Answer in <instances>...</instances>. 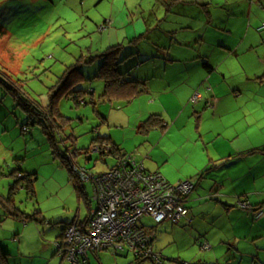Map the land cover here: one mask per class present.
Masks as SVG:
<instances>
[{
    "label": "rangeland",
    "instance_id": "rangeland-1",
    "mask_svg": "<svg viewBox=\"0 0 264 264\" xmlns=\"http://www.w3.org/2000/svg\"><path fill=\"white\" fill-rule=\"evenodd\" d=\"M171 1L0 0V27L4 31L0 36V244L10 250V259L16 256L20 264H70L55 253L57 236L64 222L74 217L84 220L96 204L91 187L85 184L83 189L78 181L71 179L62 156L65 158L66 154L65 160L71 162V168L81 166L91 173L107 170L114 160L107 157L103 163L100 156L93 153L95 143L92 141L96 137H108L122 154L143 163L149 171L156 169V162L159 171L151 172H158L171 185L194 177L203 165L218 160L227 152H216L213 146L217 147L219 142L213 139L217 134L226 137L237 124L240 127V122L234 123L237 117L247 115L248 125H252L250 131L254 134L250 135V141L242 136L226 146L235 151L264 144V133H255L264 127L261 111L254 112L249 107L247 112L230 111L228 115L223 112L220 117L218 113L211 117L208 75L201 78L202 71L190 64L168 65L163 73L165 63L156 60L159 54H154L160 49L155 42L160 36L156 26L170 31L174 17L171 14L166 17L165 8ZM182 1L177 4L179 9L173 6L175 12L186 5L191 10L195 7L194 12L199 9L205 12L208 8L213 14L220 12L215 9L216 0L208 6L206 0H199L196 6L193 0L190 4ZM260 1L264 7V0ZM185 35L191 39L184 29L175 36L179 42ZM167 42H171V48H167L169 56L176 52L179 55L181 50L173 47V39ZM118 44L123 49H136L141 53L137 60L140 68L134 67L132 75L144 80L147 76L164 74V82L155 84V93H140L129 101L101 97L103 82L95 77L92 68L98 61L86 66L84 63L107 47ZM169 59L173 61L162 58L169 64L175 61V58ZM78 68L89 77L78 81V85H70L67 81L64 88L60 87L67 71ZM187 71L190 72L188 80L186 73L178 74ZM70 79L76 80L75 77ZM69 88L86 92L85 103L76 105L68 99L66 91ZM50 95H53V103L49 101ZM202 98L207 107L211 106L209 114L201 118L194 112ZM54 107L61 119L57 118ZM39 108L42 111L39 121L46 127L48 124L49 131L54 134L50 141L32 114ZM51 109L52 115L45 113ZM150 115L161 120L159 125L145 123ZM232 162L233 159L227 164ZM249 172L253 176L264 173V155L236 160L228 174L213 175L218 180L223 177V190L227 195L225 207L251 210L246 201L245 206L238 205V200L243 201L241 197L250 188L242 185V181H247L244 175ZM233 177H236L235 185L226 180ZM256 177L251 190L254 198L262 190L258 189L260 181ZM214 201L212 203H216ZM212 203L201 201L191 206L194 215L208 214L211 206L208 219L220 214L214 229L199 233L206 226L198 220L187 226L167 220L154 225L156 237L152 249L159 256V262L147 259L140 264H264V225L252 229L251 236L261 235V240L250 237L229 240L234 237L233 228H230L234 216L227 218L224 207L219 204L220 209L216 211ZM34 211L39 212L42 222L26 221L24 224L10 214L29 216ZM251 212L256 217L261 214L259 208ZM143 221L152 225L146 217ZM234 233L246 234L240 224ZM205 243L210 249L203 251L200 246ZM88 264H136V260L132 252L122 251L115 255L100 251L88 254Z\"/></svg>",
    "mask_w": 264,
    "mask_h": 264
},
{
    "label": "crops",
    "instance_id": "crops-1",
    "mask_svg": "<svg viewBox=\"0 0 264 264\" xmlns=\"http://www.w3.org/2000/svg\"><path fill=\"white\" fill-rule=\"evenodd\" d=\"M182 2L184 1L172 0L169 3V7L165 8V16L167 17L171 14L174 17L173 22H171L173 24L169 29L170 31H166L163 27L161 28V25L160 27L159 25L156 26V28L160 31V36H158L155 39L156 41H154L158 43L160 49H158L154 54H159V57L156 60L165 63L163 64V73L166 72L168 65L183 64L185 66L190 64L192 67H196L202 71L201 73L203 75L201 74V78L208 75L206 83H210L208 87V98L210 97V103L212 102L211 117L217 116V113L220 117L223 112H225V115H228L230 111L236 112L238 110H243L244 112H247L249 111L247 108L250 107L254 110V112L261 111L259 113L261 114V117L264 118V45H262L264 33L258 32L257 30L260 24L264 22V7L261 5V1L223 0V3H220L219 0H216V4H214L215 9L220 11L217 15L216 13L213 14L210 12V8H208L209 11L208 9H205V12H203L199 9V11L194 12L195 7L191 10L187 5L183 9L178 10V12H175V10H173V6H177L179 9L177 4ZM197 2H199V0H193L195 6ZM213 2L214 1L212 0H206L205 5L208 6V4ZM190 3L191 0H187L186 4ZM256 5L258 7H256ZM200 6H203V4ZM252 8H254V10ZM152 15H154V19H156V15ZM165 16L163 19H165ZM177 27L178 29H176ZM183 29L186 30L187 35L190 34L191 39L185 35L183 39L178 42V38L175 35ZM162 39L164 40L162 41ZM172 39L175 42L173 47L178 46L181 51H179V55L176 52L174 56L170 57L167 48H171V42L167 41ZM127 50H122L121 55L125 56V60L118 65L119 71L125 75L131 74L130 77L135 79L137 82L143 83V91L141 93L146 95L155 93V84L157 81L159 83L164 82V74L163 76L157 77H153V75L147 76V79L144 80L139 79L138 76L132 75L131 71L134 67L137 69L140 68L137 67V63L141 53L136 49ZM163 57L170 62H172L173 59L169 58H175V61L169 64L168 62L162 60ZM200 59L205 60L200 63V61H198ZM204 64H206L207 67H204ZM206 69H209V71H205ZM183 73L187 74L186 79L188 80L190 72L187 71L178 74L181 75ZM184 82L187 83L186 80ZM198 103L197 109L194 113L200 114L201 118L203 115L207 116L211 105L208 104L207 107L203 98L200 101L198 100ZM248 121L247 115L235 118L234 123L237 124L240 122V127L237 124L235 128H232L226 137L221 138V135L217 134L215 139H213L215 142H219L217 147L213 146V149L216 152H227L222 153L218 160L208 162V164L203 165L201 169L197 171L198 174L202 170L208 169L206 176H204L203 179H200L195 188L186 196L185 205L189 209V216L188 219L186 218L187 220L180 222L181 224L178 223L180 226L191 225L195 220H198L206 226V229L200 231L199 233L205 234L208 229H214L217 226L216 221L218 220L220 214H217L214 218L211 217V219H208L210 217V206L208 207V214L199 213V215H194L191 204L195 203L197 205L201 201H204V203H212V201L215 200L214 202L216 203L212 204L213 207L216 208V211H218L220 209V205H222L225 209L224 212L226 213L227 218L234 216L230 224V228H233L231 234L234 237L229 240L237 241L248 237L259 240L263 239L261 235L251 236V234L252 229L257 225H264V173L261 174L259 172L253 176L252 173L249 172L244 175L248 182L242 181V185L250 186V188L241 198L243 200H247L248 204L251 206V210H254V208L258 210L259 208L261 214L257 217L255 213L253 214L251 212V210L246 212L244 210H240L236 206L225 207L227 195L225 194L226 192H224L226 190H223V177H220L219 180L214 179L213 177V175H217L219 177L228 174L229 171L233 169L236 160H250L251 156L261 157V155H264V152H259V149L264 148V144L261 146L257 145V147H249L247 149L239 148L235 151L226 146V143L238 141L242 136H245V139L247 138L250 141V135L254 133H251L250 129L252 128V125H248ZM256 132L264 133V127L255 131V133ZM250 151L255 152L253 154H248ZM231 159H233V162L227 164V162ZM141 164L149 171V168L144 166L143 163ZM155 166L156 169H150V171H159V167H157L156 162ZM251 169V171L254 170V168ZM255 177L258 181H260L258 189L260 190V188H262L258 194L255 192L257 198L252 196L254 195V191L251 192V190H253V178ZM166 180L169 181L168 179ZM226 180L232 185H235L236 177H233L232 179L226 178ZM219 199L222 200V202L219 201ZM70 221H72V219ZM237 224L241 225L246 234L234 235ZM214 233H218V231H215ZM1 247L7 253V264H20L16 256L10 259V250L7 246L4 247L1 245ZM52 261H54V259Z\"/></svg>",
    "mask_w": 264,
    "mask_h": 264
},
{
    "label": "built area",
    "instance_id": "built-area-1",
    "mask_svg": "<svg viewBox=\"0 0 264 264\" xmlns=\"http://www.w3.org/2000/svg\"><path fill=\"white\" fill-rule=\"evenodd\" d=\"M257 30L264 33V22ZM99 150L94 146L93 153ZM113 160L111 168L97 173L72 167L79 182L91 187L96 206L89 209L85 224L80 225L78 220L68 224L61 244H56L58 254L70 264H78L89 253L108 250L138 253L159 262L149 245L155 232L143 218L158 225L166 220L178 224L189 216L184 200L193 189L194 179L171 185L131 157ZM238 205L245 206V202ZM209 247L205 243L201 249Z\"/></svg>",
    "mask_w": 264,
    "mask_h": 264
},
{
    "label": "trees",
    "instance_id": "trees-1",
    "mask_svg": "<svg viewBox=\"0 0 264 264\" xmlns=\"http://www.w3.org/2000/svg\"><path fill=\"white\" fill-rule=\"evenodd\" d=\"M3 34H4V31L0 27V36H2ZM263 38H264V36H263ZM122 50H124V49H123L122 45H120V44L109 46L103 52H101L99 54H96L94 56H91V60H90L91 62L87 61L86 63H84V65L86 66V65H88L90 63H94L95 61H98V63H96L94 66H92V68L94 70V73L96 74L95 77L96 78H100L102 80V82H103V88H102V94H101L102 98H107V99H111V100H113L112 98H122V99H124L126 101H129V100L135 98L136 95L140 94L143 91V83L137 82L135 79L130 77L131 74L125 75V74H123V73H121L119 71L118 65H120L121 62L123 60H125V56L121 55ZM203 66L207 67L206 64H204ZM83 69H84V67H83ZM72 71H75V72H73V74L71 76H69L68 74L72 73ZM205 71L208 72L209 69H206ZM64 76H65L64 77V81L65 82L60 87H63V86L65 87L67 81L70 83V85H72V84H77L78 81H82L83 79H85L84 78L85 76L87 78L89 77L87 74L84 73V70H80L79 68L67 71V73ZM74 77L77 80L71 81L72 79H70V78H74ZM60 87H58V89H60ZM85 93L86 92L82 91L81 89H75V88H71L70 89L69 88V90L66 91V97L68 99H70L74 104L77 105V104H80V103H85V100H84V94ZM88 93L90 95L92 94V92H88ZM53 99H54L53 95H50V100L49 101L53 103V101H52ZM55 106H56V103H55ZM54 111H55L56 116L58 118L59 114L56 112V107H54ZM50 112H52V109L45 111V113H47L48 115H52ZM32 114L36 116V117H34V119L35 118L38 119V117L42 116V111L39 108L37 110H34ZM99 116L101 117V120H104L101 115H99ZM58 119H61V118H58ZM160 121L161 120H157L156 119V116H150V117H148L146 119L145 123L151 124L153 126L154 125L157 126V125H159ZM38 122L42 125V128L47 133L49 141H50V139L52 140V138H54V136H53L54 134L51 133V131H49V129H50L49 125L47 124V127H46L42 122L39 121V119H38ZM92 144H94V146H98L99 147L100 150L96 154H98L100 156V160L103 163H105L107 157H112L113 159H117V158L119 159V158H122V157L126 156L125 154H122L120 152V150H119V148L117 146H115L113 143L110 142V139L108 137H105V136L96 137L92 141ZM255 151H258V150H255ZM255 151H252V152L250 151L248 154H253ZM259 152H264V148L263 149H259ZM62 158L65 161V164H66L65 166H67V168H68L69 175H70L71 179L79 182L78 179L76 180L77 177L72 171L71 162L69 163V162H67L65 160L66 159V154H65V158L63 156H62ZM111 167L112 166H110V168ZM146 171H148V170H146ZM148 172H151V171H148ZM207 173H208V169H204L201 172H199L198 174H196L194 177L188 178V179H194L193 189L199 183V180L203 179V177L206 176ZM166 182H168V181H166ZM79 183L82 186V188L84 189V187H83L84 184H82L81 182H79ZM28 190L29 189H27V192H28ZM185 199H186V197H185ZM243 201L247 202V200H243ZM238 202H241V200H238ZM89 207L90 206L88 205V208ZM237 208H239V206H237ZM10 214L18 217V219H20L21 222L24 223V224L27 223L26 221H31V222H36V223L42 222L41 218H40V214L37 211H34L29 216L24 215V213L16 214L15 212H10ZM87 217H88V215H87ZM87 217L84 220H82V221L79 218L74 217L72 219V221L67 222V223L64 222L63 227H61V232L57 236V240L55 242V253H58L56 244H61V241H62L63 236H64V230L67 227V225L72 223L74 220H78L79 224L83 225V224H85V222L87 220ZM154 225L156 226V224L152 223V225H148V227H149L150 230L155 232V230L153 229ZM155 237H156V234H154V238H153L152 242L149 245L153 246V241H154ZM201 247H202V245L200 246V249H201ZM108 252L114 253L116 255L117 253H120L122 251L108 250ZM97 253L93 252L91 254H97ZM133 256L135 257L136 264H140L142 261L147 260V259L150 260L151 262L155 263V260H152L151 258H146L143 255H138V253L137 254L133 253ZM6 257H7V253L2 249V247L0 245V264H7L6 263ZM62 259H64V258L62 257ZM85 263L88 264V254L83 259L80 258V261H79L78 264H85ZM156 264H158V263H156ZM178 264H185V263L178 262Z\"/></svg>",
    "mask_w": 264,
    "mask_h": 264
},
{
    "label": "clouds",
    "instance_id": "clouds-1",
    "mask_svg": "<svg viewBox=\"0 0 264 264\" xmlns=\"http://www.w3.org/2000/svg\"><path fill=\"white\" fill-rule=\"evenodd\" d=\"M93 154V153H92Z\"/></svg>",
    "mask_w": 264,
    "mask_h": 264
}]
</instances>
